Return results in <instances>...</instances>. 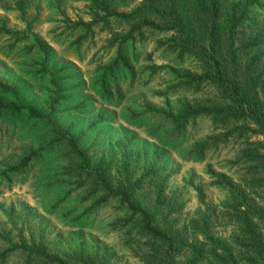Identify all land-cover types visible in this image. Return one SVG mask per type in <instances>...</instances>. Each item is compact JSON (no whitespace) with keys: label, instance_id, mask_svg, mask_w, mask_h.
<instances>
[{"label":"rangeland","instance_id":"374dc122","mask_svg":"<svg viewBox=\"0 0 264 264\" xmlns=\"http://www.w3.org/2000/svg\"><path fill=\"white\" fill-rule=\"evenodd\" d=\"M16 1L0 0V100L20 106L17 116L0 120V251L6 250L0 264H49L13 247L20 243L42 244L66 264L78 263L66 260L78 254L96 264H142L144 238L135 226L140 216L119 225L131 211L106 192L123 188L125 175L138 185L131 199L145 209H152L161 184L171 207L159 212L177 229L205 210L213 231L228 234L224 190L212 184L208 169L237 182L239 163L227 170L226 161L237 156L239 140L233 135L219 150L194 151L203 141L212 145L224 127L202 113L186 117L181 128L169 120L185 104L194 107L218 93L210 83L192 81L187 87L173 75L197 73L198 61L190 54L177 58L169 46L171 32L147 26L121 44L118 36L128 26L85 0H22L20 6ZM219 2L223 9L237 3L245 10L240 31L260 32L264 39V0ZM138 4L116 9L130 11ZM119 46L133 76L121 62L113 63ZM151 64L160 66L153 74ZM23 106L45 117H28ZM67 137L80 154L70 150ZM250 140L261 141L264 153L263 135ZM43 146L48 147L22 172L7 170ZM196 186L208 210L198 202ZM252 192L264 205V188Z\"/></svg>","mask_w":264,"mask_h":264},{"label":"trees","instance_id":"16d2710c","mask_svg":"<svg viewBox=\"0 0 264 264\" xmlns=\"http://www.w3.org/2000/svg\"><path fill=\"white\" fill-rule=\"evenodd\" d=\"M85 1L94 11L102 12L105 17L112 16L128 26V30L118 36L121 44L131 39L134 31L140 34L142 27L147 26L171 32L169 46L175 50L177 58L190 54L198 61L197 73L173 70V75L179 81L183 79L187 87L192 81L196 85L210 83L218 93H215L213 100L196 103L194 107L185 104L176 115H172L173 118L169 114V120L176 122L175 128H181L186 117L202 113L208 115L216 127L224 128L218 132L219 139L213 141L212 145L209 141H203L194 147V151L204 152L211 146L219 150L220 144L233 135L241 145L237 156L226 161L227 170H230L231 164L239 163L241 178L237 182L232 181L225 172L215 173L208 169L210 176L215 178L212 184L224 190L222 205L230 221V230L226 235L213 231L212 221L205 210L177 229L174 221L159 212L171 207L170 200L163 196L160 183H157L151 210L131 199L138 185L130 181L129 175L123 177V188L112 193L107 187L106 192L119 196L131 211V215L120 221L119 225H125L134 214L140 216L135 226L138 234L144 238V248L138 256L142 264H264V205L257 203L259 197L252 192L264 188V153L260 151L261 141L250 140V135L264 136V39L261 33L240 31L245 10L239 11L235 2L223 9L220 0H138L139 4L130 11H117L116 8L135 0ZM21 2L17 0V6ZM113 40L114 37L111 42ZM116 53L113 63L121 62L133 76L121 46ZM159 68V65L151 64L148 69L153 74ZM102 84L106 86L103 80ZM2 88L10 90L8 87ZM104 89L106 96L111 97L107 87ZM23 108L28 117H45L32 106ZM19 113L20 106L0 100V120ZM56 135L60 138L58 133ZM66 142L73 153L80 154L71 138L67 137ZM45 147L48 146L32 150L7 170L14 174L22 172ZM146 175L147 172L140 179ZM194 190L198 202L208 210L202 187L196 186ZM186 227L188 235L183 232ZM13 247L28 251V255L33 254L44 263L66 264L62 259L50 257L42 244L20 243ZM182 255L184 259L178 261ZM5 257L6 250L0 251V263ZM66 260L77 261L76 264H96L94 258L80 254Z\"/></svg>","mask_w":264,"mask_h":264}]
</instances>
